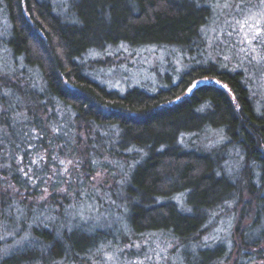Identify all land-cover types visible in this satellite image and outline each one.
Wrapping results in <instances>:
<instances>
[{
  "label": "trees",
  "instance_id": "trees-1",
  "mask_svg": "<svg viewBox=\"0 0 264 264\" xmlns=\"http://www.w3.org/2000/svg\"><path fill=\"white\" fill-rule=\"evenodd\" d=\"M211 12L209 0H0V264H90L155 232L177 264H264V112L241 74L217 61L175 83L104 79L111 52L188 57ZM94 209L111 227L82 223ZM229 217L237 244L208 243Z\"/></svg>",
  "mask_w": 264,
  "mask_h": 264
},
{
  "label": "rangeland",
  "instance_id": "rangeland-1",
  "mask_svg": "<svg viewBox=\"0 0 264 264\" xmlns=\"http://www.w3.org/2000/svg\"><path fill=\"white\" fill-rule=\"evenodd\" d=\"M209 4L212 12L202 30L203 45L197 51H189L186 57L176 50L151 45L125 53L111 52L107 61L113 67L103 70L104 79L115 86L141 81L155 83L162 78L175 83L180 73L191 65L219 61L232 72L241 74L256 109L264 112V0H209ZM212 141V135L205 137V143L211 144ZM236 157L240 158L235 151H230V163ZM64 162L67 165L69 160ZM234 167L231 165L230 170ZM90 212L93 215L84 218L82 223H89L91 227H111L106 214L100 215L95 209ZM262 220L264 226V214ZM235 227L236 219L227 218L218 232L209 235L207 242L212 245L223 242L231 249L238 242ZM123 231L128 232V229ZM173 247L166 234L146 233L132 242H117L101 249L91 257L90 264H170L171 261H174L171 264H177L182 257L173 256Z\"/></svg>",
  "mask_w": 264,
  "mask_h": 264
}]
</instances>
